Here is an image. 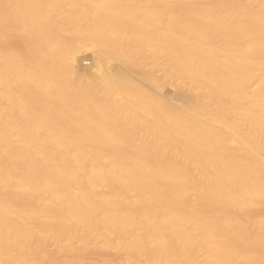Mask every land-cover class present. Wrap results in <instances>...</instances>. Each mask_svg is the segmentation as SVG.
Returning a JSON list of instances; mask_svg holds the SVG:
<instances>
[{"label": "bare ground", "instance_id": "6f19581e", "mask_svg": "<svg viewBox=\"0 0 264 264\" xmlns=\"http://www.w3.org/2000/svg\"><path fill=\"white\" fill-rule=\"evenodd\" d=\"M213 4L0 0V39L25 45L0 46V264L65 240L124 264H264V213L244 216L264 202V0ZM86 44L126 69L81 76Z\"/></svg>", "mask_w": 264, "mask_h": 264}, {"label": "rangeland", "instance_id": "374dc122", "mask_svg": "<svg viewBox=\"0 0 264 264\" xmlns=\"http://www.w3.org/2000/svg\"><path fill=\"white\" fill-rule=\"evenodd\" d=\"M205 2V3H204ZM212 2H213V0H203V4H205L204 6H206V5H208V6H210V4H212ZM198 4H202V1H200V3L199 2H197ZM214 3L216 4L217 3V0L215 1L214 0ZM215 4H213V5H215ZM212 5V6H213ZM10 34H8V33H5V34H8V35H6V37H4L5 38V40H4V38H2V39H0V42L1 43H4L3 45L1 44L0 46H2L1 48H11L12 50H16L17 52H19L21 55L23 54V52L22 51H24L25 50V45H24V40H23V42H22V39L19 37V36H17L16 34L17 33H14V32H12V31H10L9 32ZM12 34V35H11ZM19 35V34H18ZM4 36V35H3ZM2 36V37H3ZM13 36H15L16 38H14ZM18 38V39H17ZM2 40V41H1ZM18 40V41H17ZM4 41V42H3ZM21 41V42H20ZM20 44H19V43ZM6 44V45H5ZM24 47H23V46ZM8 46V47H7ZM108 46V45H107ZM13 47H14V49H13ZM24 48V49H23ZM20 49H21V52H20ZM96 49V50H95ZM98 49L101 51H98ZM81 52V53H80ZM92 52V53H91ZM96 52V53H95ZM104 51H103V49H101L100 47H97V46H94V45H92V44H86L85 45V47H82L81 48V50L76 54V56H75V59H74V65L76 66V69H77V71H78V73H79V71H80V73L79 74H82L81 76H83V77H85V73H87V75H86V77H89L92 73H94V71H95V73H97L98 71H99V69H100V67H101V65L102 64H105L106 66H108L109 67V69L114 73V72H116L117 70H119L120 69V66H122V68H124V70L126 69V67L123 65V63H121L119 60H117V59H114V58H111V57H106L105 59H102V56H103V53ZM103 53V54H102ZM143 54V55H142ZM24 55V54H23ZM93 55V56H92ZM102 55V56H101ZM140 55V54H139ZM146 54H144L143 52H141V55L140 56H142V57H147V56H145ZM136 56H138V55H136ZM109 58H111V60L109 59ZM141 58V57H140ZM162 59V60H161ZM147 61V60H146ZM159 61H161V62H159ZM118 62V63H117ZM163 62H165V59L164 58H162V57H159L158 58V63L160 64H157V66H156V71H155V73H153V76L155 77L156 75L158 76V78L159 79H157L156 77V79H157V81L159 82V83H161V79H162V81L164 80L163 78V76H164V71L162 70V66L161 65H163ZM93 66H94V68H93ZM147 66H149V65H147ZM159 66V67H158ZM119 68V69H118ZM146 69L147 68H142V70L140 69L139 70V73H141V71H142V73H145L146 72ZM160 69V70H159ZM84 70H85V72H84ZM121 71H122V69H121ZM145 71V72H144ZM260 71L261 70H257L256 72V74L258 75V76H260L261 74H262V71H261V74H260ZM83 72V73H82ZM119 72H120V70H119ZM162 76V77H161ZM164 85H165V87H164V90H163V94H164V96L166 97V96H168L167 98H169V99H172V100H174V99H179V97H178V89L176 88V87H174V85L170 82V81H167V82H165L164 83ZM187 87H188V89L190 88L189 87V85H187ZM173 91V92H172ZM172 94V95H171ZM183 95V96H182ZM180 94V96L182 97L180 100H184V98H185V100L184 101H186L187 100V97L185 96L184 97V95L185 94ZM188 101V100H187ZM186 104H189V103H187V102H185ZM4 111L6 112V109H4ZM223 133V132H222ZM233 135H231V136H229V137H232ZM235 137L236 136H234V137H232V139H231V143H229V145L230 144H233V145H231V147H233V146H235L236 148L238 147L239 148V143L241 144L242 143V141L239 139V138H237V139H235ZM237 140H239V141H241V142H239V141H237ZM229 142H230V140H229ZM244 144V143H243ZM243 144H241L240 145V147H245ZM242 147V148H243ZM248 150V149H247ZM244 154L245 153H247L246 151H245V149H244ZM248 152H249V150H248ZM250 153V152H249ZM248 154V153H247ZM251 154V153H250ZM249 154V155H250ZM246 155V154H245ZM262 158V157H261ZM260 158V159H261ZM261 160H263V159H261ZM261 160H259V161H261ZM152 162H153V160H151ZM262 162V161H261ZM260 162V163H261ZM264 163V162H263ZM262 166H264L263 164H262ZM264 168V167H263ZM189 174V176H188V178H189V180H190V174H191V172L190 173H188ZM194 174V173H193ZM193 174H191V176L195 179V174L193 175ZM192 178V179H193ZM191 179V181H194V179L192 180ZM101 188H103V187H99L98 189H100L101 190ZM103 189H105V188H103ZM100 190H98L97 191V193H99L100 192ZM106 191H107V189H106ZM101 192H102V190H101ZM100 192V194H104L103 192H104V190H103V192L101 193ZM109 193V192H108ZM107 194V193H106ZM106 194H104V195H106ZM108 195V194H107ZM252 207H249V209L247 208V209H245L244 211L246 212L247 211V213H245L244 211V216L247 214V216H248V213L250 214L249 216L251 217H255V215H257L256 213H258V214H260L261 215V213H264V202H263V204L261 203V205L260 206H258L257 208L258 209H256V208H252ZM229 210H232V209H229ZM234 210V209H233ZM232 210V211H233ZM223 211V209L222 210H220L219 212V214L222 216L223 215V217H229V215H227L226 216V212L225 213H223L222 212ZM259 211V212H258ZM261 211H263V212H261ZM228 212V211H227ZM234 212V211H233ZM237 212V211H236ZM236 212H234V213H236ZM251 212V213H250ZM230 213V211L228 212V214ZM232 213V212H231ZM230 213V214H231ZM233 214V213H232ZM234 215V216H233ZM233 215H230V216H232V219H233V217H234V219L235 220H237V218H235L236 217V215H239L240 216V214H239V212L238 213H236V215L235 214H233ZM258 216V215H257ZM228 217H227V219H228ZM246 217V216H245ZM230 218V217H229ZM242 220V219H241ZM243 222L241 223V221L239 220V222L240 223H238V224H245V222L246 221H244V220H242ZM242 226V227H241ZM243 226L244 225H238L237 227L238 228H240V229H242V230H244L245 232L247 231H249V229H244L243 228ZM247 226V227H246ZM244 227H246V228H248L249 227V225H247V222H246V224H245V226ZM220 237H222V239L224 240V242L226 241V240H228L227 242L228 243H230L229 245L231 246V247H233V248H239V247H242L241 245L239 246V244L237 243V241L236 240H234V242H233V239H228L227 237H223V235L221 234V236ZM225 238H227V239H225ZM68 241V242H67ZM81 242H79V241H75L74 242V245H73V247H71L70 245H71V241H70V244H69V240H65L64 242H62V243H60V244H58V243H55V242H53V241H50V242H47V243H45L44 245H42L41 247H42V249H40V247L38 248V247H34V246H32L31 247V245L29 246V248L27 247V245L25 246L26 248H24V249H26V250H24L25 252H27V253H29V254H34L33 256L34 257H36V258H40V259H42L44 262H45V264L46 263H49V262H57L58 261V264L60 263V264H95V263H100V264H103V262H104V264L106 263V264H124L125 263V258H126V256H127V253H126V251H118L117 249H115L113 246H111V247H107L106 249H104V248H99V247H95V246H93V245H91V246H85V245H83L82 243L80 244ZM226 243V242H225ZM234 243V244H233ZM235 243H237L238 245H236V247L234 246L235 245ZM227 244V243H226ZM58 245H60V246H58ZM228 245V244H227ZM229 246V247H230ZM31 247V248H30ZM39 250H38V249ZM110 248V249H109ZM114 248V249H113ZM236 248V249H237ZM31 249L32 251H29V250ZM34 250H37V251H34ZM65 250H67V251H65ZM203 251V248H200L199 249V252H198V254H200L199 256L201 257L202 256V258H204L205 256H206V254H204V253H206V252H202ZM205 251V250H204ZM39 252H40V255H39ZM44 256H43V255ZM124 254H125V256H124ZM41 255H42V258H41ZM59 256V257H58ZM56 257H58L57 259H56ZM73 259H72V258ZM75 257V258H74ZM66 258H67V260H66ZM152 258H155V256H153L152 255ZM45 259H47V260H45ZM61 259V260H60ZM75 260V261H74ZM63 261V262H62ZM72 261V262H71ZM75 262V263H74ZM93 262H95V263H93Z\"/></svg>", "mask_w": 264, "mask_h": 264}]
</instances>
